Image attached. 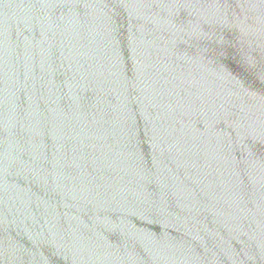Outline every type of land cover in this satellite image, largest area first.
Listing matches in <instances>:
<instances>
[{"label": "water", "instance_id": "95a60500", "mask_svg": "<svg viewBox=\"0 0 264 264\" xmlns=\"http://www.w3.org/2000/svg\"><path fill=\"white\" fill-rule=\"evenodd\" d=\"M0 264H264V0H0Z\"/></svg>", "mask_w": 264, "mask_h": 264}]
</instances>
